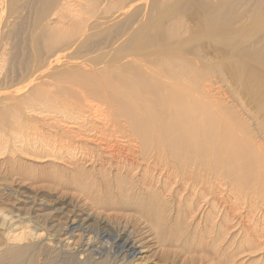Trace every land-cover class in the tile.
Instances as JSON below:
<instances>
[{
    "label": "rangeland",
    "instance_id": "rangeland-1",
    "mask_svg": "<svg viewBox=\"0 0 264 264\" xmlns=\"http://www.w3.org/2000/svg\"><path fill=\"white\" fill-rule=\"evenodd\" d=\"M136 58L142 63H136ZM106 67L118 72L110 84L119 90L135 94L131 85L139 83L142 91L136 96L143 103L136 109L147 127L153 128L148 119L172 120L171 109L160 98L163 92L151 89V69H166L172 76L170 84L190 89L207 113L233 133V140L220 137V143L232 145L238 152H253L254 158L259 155L264 167V0H0V117L10 122V128H0V247L12 230L19 235L37 232L45 238V230L36 228H44L45 217L52 213L51 202L56 199L78 203L85 212H93L95 219L110 214L126 220L121 216L136 215L133 209L104 210L92 204L93 196L104 201L107 183L117 189L116 182L122 179L121 186L130 195L159 198L160 216L154 225L147 221L158 237L152 263L264 264V189L251 194L247 203L245 190L223 184L210 207L201 200L194 210L189 208L193 196H183V190L174 198L171 195L180 190L175 188L178 174L174 166L155 160L163 131L150 128L152 140L148 141L135 136L128 125L126 134L116 130L110 139L111 145L122 150H138L141 160L147 162L154 181L145 189L139 180L147 168L140 160L126 157L133 170H116L124 167L120 160H125L127 150L112 167L107 165L108 156L102 165V161L85 155L96 152L97 139L88 144L71 123L63 121L59 129H53L50 124L55 115L35 113L41 105L50 104L42 102L46 95L68 101L70 113L75 108L98 109L97 104L105 107L106 101L88 97L78 85L91 80L83 72ZM117 78L131 85L125 87ZM96 80L105 84L103 79ZM17 103L20 105L15 107ZM97 117L90 120L98 121ZM116 119L121 125L126 123ZM113 126L107 122V128L113 130ZM67 137L75 138L73 144ZM152 141H157L154 146ZM139 143H144L147 152L133 146ZM169 174L173 177L165 186ZM115 187L111 190L114 193ZM31 195L42 198L46 209L39 214L43 217H25L28 206L21 204V208L25 206L23 218L16 222L13 213L19 199ZM223 221L227 222L222 231L215 229ZM237 223H242L241 227ZM10 243L14 248L24 244L19 240ZM61 261L55 255L39 257V264H70Z\"/></svg>",
    "mask_w": 264,
    "mask_h": 264
},
{
    "label": "bare ground",
    "instance_id": "bare-ground-1",
    "mask_svg": "<svg viewBox=\"0 0 264 264\" xmlns=\"http://www.w3.org/2000/svg\"><path fill=\"white\" fill-rule=\"evenodd\" d=\"M140 60L142 59L136 58L135 61L136 63H142ZM127 65H129V62L126 66ZM165 70L166 69H151L150 76L153 80V86L151 89L156 92H163V94L160 95V98L161 100H164L165 106L171 109L172 114L170 116L172 120L169 122L164 119L162 120L160 117L152 120L148 119L147 121H150L149 125H151L152 122L154 123L155 128L152 126L147 127L144 122V117L141 116L139 111L136 109L139 108L137 104L143 103L142 99H139V101L137 99V96H139L137 93L142 91L139 83H133L131 85L129 82L124 81L123 78L116 79L121 81L125 87H129L131 85V89L134 90L135 94H128L123 90L115 88L110 84V81L115 80L113 77L116 78V74H118V72L108 67L90 69L88 72H83L84 74H89L91 80L85 84L78 85L87 93L88 97L92 96L100 99V101H106L105 104H103L105 107L95 104L99 107L98 109H94V107H91L90 109L75 108L76 111H72L70 113L69 109L72 105L68 101L63 98L55 99L52 95H46L45 99H42V102H48L50 104L48 106L41 105L42 107L40 109H35V113L40 111L39 114L41 115L49 113L55 115L53 116L49 114L54 117V122L52 121V124H50V127L53 129H59V125L63 121L71 123L73 125L72 128H77L79 130L78 136L80 134L87 138L86 140H88V144L95 143V140L97 139L96 142H98L99 145L97 144V149L94 147L96 152H89L85 155H87L88 158L89 156H92L93 158H96V160L98 159V161H102V165H104L103 162H105V156H108L107 158L109 160L107 159V165L110 167H112L111 165L114 163L118 162L117 159L122 156L123 150H127L120 149L118 147L119 145H111V137L114 131L117 130L126 134V131H128L127 126L129 125L131 129H133L132 131L135 133V136L142 137L148 141L152 140V138L150 140V128L158 133L163 131L166 135L163 132L160 133L163 137H160L158 142L152 141L151 143L153 146L156 142L158 143V157L155 158L157 163L164 164L165 166L173 165V169L177 171L178 175H176L175 178H178V180L176 181L175 188H180V190H176L171 193L173 198L174 195H178L179 191L183 190V196H193L191 199L192 204L189 205V208L191 207L195 210V207L201 202V200H204V203L210 207L212 205V201H216L217 189L220 188L221 185L224 186L223 184H226L230 185L232 188L235 187L237 190L241 189V192L246 191L248 195L245 197L243 196V199H245L248 203V199L251 194H255L256 192L259 193L263 191L262 189H264V167L261 165L260 160H258V158H260L259 155L254 158L253 152L248 150L238 152L234 146H227L225 143H220V137H222V139L230 138V140H233V133H228L224 124H220V122L215 121V117L207 113L205 108H203V106H201L195 99L193 96L194 93L191 92L190 89L183 85H179V83L174 85L170 84L169 81H171L172 76L167 74ZM96 79H103L105 84L99 83V80ZM173 80H175V78H173ZM83 96L85 97V94ZM19 105L20 104L17 103L15 107H18ZM97 116L100 117L98 118ZM93 117H97L100 122L90 120ZM116 118L125 119L126 123L121 125ZM107 122L114 124L113 130L106 127ZM96 123H100L102 128ZM142 123H144V125ZM9 124L10 122L8 120L0 117L1 130H5L8 127L10 128ZM139 124L141 126H139ZM121 137L123 138V136ZM74 139L75 138L67 137V142L69 144H73ZM98 139L101 140L98 141ZM146 140H144V142L148 143ZM62 141L65 142L64 140ZM139 144V146H133L142 152H147L148 148L146 146L144 147V143ZM82 150L88 149L85 148ZM127 152L128 154L125 156V160L119 159L120 161H123L124 167L121 166V168H117V171L133 170L132 162H129L126 157H129L134 161L140 160L142 166L146 165L145 167H148L147 162L145 160H141V156L137 154L138 150H127ZM90 161L93 162L94 160L90 159ZM117 167L120 166L117 164ZM114 168L116 167L114 166ZM237 169H240L238 173ZM138 170H140V172L142 171L140 168ZM162 170L163 173L161 175H164V171L167 170L166 168ZM143 171L144 177L139 181H141L143 188L147 189L153 183L154 175H149V172L153 173V171L149 168ZM172 177L173 176L170 174L167 176L166 181L164 182L165 186L169 184ZM121 182L122 179H119L116 182L118 186L117 189L111 183H107L109 188H107L104 193V201L101 203L97 197L93 196L92 204L95 203L97 208H102L104 210H114L116 207L123 208V210L133 209L136 215L128 214L127 216H121L126 219L123 220L115 215L109 214L102 215L104 217H101L99 214L100 216H97L95 219L93 218V212H85L84 208L82 210V207L78 203L72 205L71 203H68V201L63 202L59 199H52L54 200L51 202L50 206L52 213L45 217L46 224H43L44 228L40 226L36 228L38 230H45L44 234L46 237L43 238L41 235H38L39 233H33L30 231L22 232L21 235H19L16 234V230H12V235L7 233V236L3 237L4 243L0 247V262L7 261V264H39V257L41 254H44L47 257L53 255L61 257V262L64 263L67 261L70 264H74V262L75 264H143L144 261L145 264H154L151 262V259L154 256V253L158 250V237L153 235V229H149L147 221L153 223V221L157 220V215L160 216L161 212L157 205L159 198L156 196L150 199H141L136 196H132L130 193L126 192V189L122 188ZM11 184L13 183L11 182ZM113 187H115V193L112 192ZM15 190L16 191L14 192L19 191V189L17 190L16 188ZM163 192L164 189L160 192V195ZM218 193H220V191ZM5 194L8 195V192ZM9 196L11 197V195ZM89 198L91 199V197H88V199ZM41 199H38L37 195H31V197L26 196L19 199V207H16V210L13 213L14 218L17 219L16 222L23 218L24 211L22 212V209H24L25 206L24 208H21V204L28 206L29 212L24 214L25 217H33L34 214V218L43 217L39 213L46 209L44 208L46 206L43 205L44 203L42 204ZM227 199L226 202H228ZM237 199L238 198H236V201ZM49 200L51 199L49 198ZM7 202H9V200ZM235 203L237 204L239 202ZM198 208L201 207L198 206ZM145 209H147V211ZM60 216L62 217L60 218ZM245 217L247 218V216ZM207 218H209V216ZM229 218L232 219V217ZM32 220L34 221L35 219ZM239 220L241 221V219ZM225 222L223 221L221 224H217V226L214 225L215 229L220 231L221 228L224 227L223 225H225ZM241 224L237 223L236 226L238 227ZM230 227H233V225ZM29 238H31L33 242L29 241L27 243ZM11 240H19L20 242H24V244L14 248L10 246L12 245L11 243L9 244Z\"/></svg>",
    "mask_w": 264,
    "mask_h": 264
}]
</instances>
